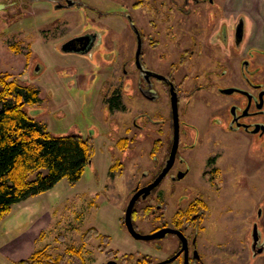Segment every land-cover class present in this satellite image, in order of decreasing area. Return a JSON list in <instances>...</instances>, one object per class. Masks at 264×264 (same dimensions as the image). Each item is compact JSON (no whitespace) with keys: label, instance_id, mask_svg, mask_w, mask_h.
<instances>
[{"label":"rangeland","instance_id":"rangeland-1","mask_svg":"<svg viewBox=\"0 0 264 264\" xmlns=\"http://www.w3.org/2000/svg\"><path fill=\"white\" fill-rule=\"evenodd\" d=\"M68 1L0 0V78L9 75L10 80L39 92L40 103L25 106L24 110L52 136L92 138L94 145L92 163L80 181L63 179L51 190L15 204L0 220V264H19L41 250L53 260L62 258L61 264H103L105 253L111 250L120 257L125 255V264H136L138 258L145 257L161 261L173 253L176 237L139 241L123 225L133 189L147 184L167 158L166 145L160 149L155 142L165 141L170 133L171 113V102L160 84L157 87L161 95L156 102H144L136 93L133 63L137 39L131 25L136 23L140 29L143 61L148 68L163 74L176 68L177 79L186 74L197 84L204 83L207 74L216 72V68L210 61L199 64L197 70H190L193 64L182 66L181 21L169 19L179 17L180 0H144L139 11L133 8L136 0H70L76 3L71 8ZM173 1L177 4L171 5ZM201 7L205 11L196 5L193 8L196 19L192 22L196 24L183 26L189 40L195 32L208 35L213 24L218 29L224 22L230 23L218 4ZM235 7L237 14L247 12L253 16L248 28L252 23L256 29H264V0H235ZM165 26H173L176 31L171 33L175 34L160 29ZM87 31L99 36L94 52L80 56L62 50L64 43ZM150 37L158 40L157 47L150 45ZM108 53L110 60L103 57ZM129 61L128 74H124L123 65ZM121 84L125 111L110 112L104 97L113 95ZM185 97L186 101L191 98ZM198 99L195 96L193 102ZM206 106L183 117L201 131L200 140L193 133L183 138L185 144L196 148L191 154L182 146L180 149L188 163L177 167L184 172L188 169L187 176L179 181L165 178L155 194L162 193L163 201L171 207L166 215L169 223L178 202L193 203L196 210L205 209L198 247L208 264H264V256L250 249L255 226L258 235L264 236V151L250 149L248 137L224 133L209 123L210 115L213 123L222 121V113L209 111L214 107ZM184 113L183 103L181 116ZM141 114H148L146 119H138L139 125L145 123L144 130L134 125ZM158 122L159 126L155 125ZM122 137L128 139L123 147L118 144ZM252 139L256 145L264 142L258 136ZM215 157L218 161L215 167H207V173L216 168L220 176L214 179L208 175L201 180L204 164ZM157 202L152 195L136 204L139 214L134 221L139 233L151 234L156 228L154 217L143 211ZM75 252L81 258L73 256ZM130 254L134 258H129Z\"/></svg>","mask_w":264,"mask_h":264},{"label":"flooded vegetation","instance_id":"flooded-vegetation-1","mask_svg":"<svg viewBox=\"0 0 264 264\" xmlns=\"http://www.w3.org/2000/svg\"><path fill=\"white\" fill-rule=\"evenodd\" d=\"M180 1L181 13L179 14V17L170 18L169 15L168 17L169 19L175 21H181L180 25L182 30L180 36L184 37L181 40V54H183V56L181 55L182 66H190V64H193L195 66L190 67V70H197L199 64L210 61V64H213L214 66H212V68H216V72H210L205 77L204 83L197 84L193 83V79L190 80L188 75L185 73L184 77L182 75L180 79H177L176 68L171 70L169 74H163L161 72L154 71L156 69L152 70L148 68L143 61L144 53L140 29L136 26V23L131 25V29L137 39V50L135 54V61L133 63V73L137 76L136 82L134 83L136 85L135 87L138 97L142 96L143 98L141 97V99H143L144 102H156L159 99V95H161L159 88L157 87V84H160V88L162 89L163 93H165L164 95H167L166 99L171 102V113L169 115L170 123L168 127L170 133L166 135L167 138L165 141L158 139L155 142V145H157L156 147L159 146L160 149L164 147V144L166 145V151H168V154L166 153L167 158L162 163L159 171L152 174L153 176L147 184H145L143 187L133 189L131 199L141 188L150 185L160 176L171 157L176 130L173 109L174 99L177 100L178 104L180 138L175 162L165 178L169 177L175 181H179L180 179H184L187 176L188 169L184 172L183 169H179L177 166H186L188 162L184 152L190 151V153L188 152L187 154H191L196 148L192 144H185V142H183V138L190 136L189 133H193L197 134L200 140L201 131L198 125L187 124V122L183 120V117L185 115L189 116L191 110L193 112L196 108H199L202 105H207L206 107H214L213 109H208L209 111L212 110V112L216 111V113H222V121H220L218 124H215L211 121L212 115H210L209 123L213 124L217 128H220L224 133L238 134L245 138L248 137V139H251L252 142L250 149L254 148V150L258 153L264 151V142H259L260 144L256 145L253 143L254 140L252 139L253 136L264 138V29H256L253 27L252 23H250V28H248V22H252L254 18L250 13L247 12L237 14L235 0ZM144 2V0H136L133 5L134 10H141ZM215 3L218 4L220 8H222L221 10H223V16L225 17V20H228L230 23L224 22L219 26L218 29H215L216 25L213 24V28L208 35L203 36L202 33L195 32V35L192 36L191 40H189V35L183 26H189L190 23L196 19V16L193 14L194 6H199V9L205 11L206 8L201 6H207L209 4ZM75 4L76 3L73 2V5ZM161 4L163 6L165 5L164 2ZM174 4H177V1L171 2V5ZM258 16L261 17L262 15ZM196 22L197 21L192 22V26L196 24ZM150 24H152V22H150ZM160 29H164V32L170 33L172 36L175 33L171 32L176 31L173 26H170L169 29L167 26H165V28L161 27ZM191 32L189 34H192ZM160 33L161 32H159V35ZM202 37L203 40H201ZM76 38L83 39L81 41L77 40L76 45L74 46L84 48L85 51H73L71 53H75L80 56H87L94 52V50L98 47L97 45L100 40L99 36L93 31H87L86 33H82L70 40ZM150 45L157 47L158 40L155 37H150ZM110 54H105L103 57L110 60L112 59ZM109 57L111 58L109 59ZM129 63L130 61L125 62L123 65L124 74H128L126 67L129 65ZM197 79L199 80L198 77ZM257 80L261 81V83H257ZM121 87L124 88V85L121 84L120 87H116L115 90H113L115 91L113 95L110 96V93L108 94L109 96L104 97V100L107 101L106 106L110 112L125 111V104L123 103V98L120 91ZM185 96H191V98L186 101ZM195 96H197L199 99L193 102ZM222 97H224V99H222ZM183 103L185 106V113L183 116H181L180 106ZM214 103L217 104V107L212 106ZM146 115L148 116V114ZM147 116L145 117V114H141L136 118L134 125L137 129H145V123L144 125H139L138 119L140 117H145L146 119ZM225 119L227 121H225ZM159 124L160 123L158 122V124L155 125L159 126ZM211 124H209V127ZM187 128H191L195 131L188 130ZM160 131L161 134H163L162 128H160ZM127 140V138L122 137L119 142ZM181 146L184 152H180ZM217 161L218 159L216 160V157L207 160V163L204 164L201 180H204L208 175H212L211 178L214 179L220 176L216 168L211 170V174L207 173V167L209 165L214 166ZM263 161L264 159L261 162ZM144 176L147 177L148 174L146 173ZM157 190L158 187L154 189L148 197L153 195L154 197L158 198L159 202H157L155 207H146L143 212L148 211L150 215L157 221L156 228L151 232V235L166 230L170 231L166 232L163 237L152 241H157L160 239L166 240L169 236H173L176 237L177 242L174 243L175 249L173 253L168 255L165 259L159 261L149 259L148 257L138 258V260H136V264H208L205 261V257L200 254L198 247V236L199 232L203 229L205 209L199 210L198 208V210H196L192 202L191 205L188 203L182 205V202H178L176 209L171 213V223H169V220L166 219V215L169 213L171 207L168 203L163 201L164 196L162 193L159 192V194H155ZM131 199L129 200V203ZM141 200L145 199L140 197L137 203ZM137 212L139 214V211L136 210L135 205L133 211V223L135 228L136 225L134 216L137 215ZM125 215L123 225L126 228ZM255 228L258 229L257 226H255ZM255 238L257 239V243L251 242L250 244L249 242L251 253L252 250H262L260 255V257H262L264 256V236L261 237L258 235V231H256ZM156 246L160 247L158 244ZM105 254L107 260L103 264H121V262L125 264V261L127 260L125 255L120 257L118 252H114L113 250L107 251ZM134 256V254H130L129 258L132 259Z\"/></svg>","mask_w":264,"mask_h":264},{"label":"trees","instance_id":"trees-1","mask_svg":"<svg viewBox=\"0 0 264 264\" xmlns=\"http://www.w3.org/2000/svg\"><path fill=\"white\" fill-rule=\"evenodd\" d=\"M10 79L9 75L0 78V220L15 204L51 190L63 179L80 181L94 154L92 138L54 137L36 122L24 107L40 103L39 92ZM62 260H53L41 250L19 264H61Z\"/></svg>","mask_w":264,"mask_h":264},{"label":"water","instance_id":"water-1","mask_svg":"<svg viewBox=\"0 0 264 264\" xmlns=\"http://www.w3.org/2000/svg\"><path fill=\"white\" fill-rule=\"evenodd\" d=\"M72 5H73V2L68 1V6L70 7ZM1 8H2V6H0V9ZM82 39L83 38H76V39L67 41L66 43L63 44L62 50L64 52H69V53H71L73 51L84 52L85 51L84 48L74 46V45H76L77 40L81 41ZM138 56H139V54H138ZM173 109H174V118H175L176 130H175L173 151H172L170 159L167 162V166L164 168V170L162 171L160 176L153 183H151L150 185H148L144 188H141L134 195V197L131 199V201L127 207V210H126V215H125L126 228L129 232V234L134 239L139 240V241H152V240H155L157 238L163 237L166 232L170 231V230H166V231H162L160 233L154 234V235H151V234L145 235V234L139 233L136 230L134 223H133V211H134V207H135L138 199H140V197H143L144 199H146L151 194V192L154 189H156L163 182V180L165 179V177L167 176V174L169 173V171L171 170V168L175 162L176 154H177L178 146H179V138H180L179 119H178V104H177L176 99H174V102H173ZM256 231H257V228H255V233H256ZM172 232H174V231H172ZM254 240H255L254 242L257 243V239L255 238ZM261 253H262V250L255 252L256 255H260Z\"/></svg>","mask_w":264,"mask_h":264},{"label":"crops","instance_id":"crops-1","mask_svg":"<svg viewBox=\"0 0 264 264\" xmlns=\"http://www.w3.org/2000/svg\"><path fill=\"white\" fill-rule=\"evenodd\" d=\"M68 6V5H67ZM72 6H75V5H72ZM72 6H68V8H71ZM64 7H66V6H64ZM258 15H260V14H258ZM262 29V28H261ZM27 241V240H26ZM26 241H21V243H22V245H25L26 244ZM22 261H24V260H22Z\"/></svg>","mask_w":264,"mask_h":264}]
</instances>
